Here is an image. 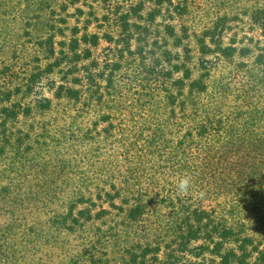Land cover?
<instances>
[{"label": "rangeland", "instance_id": "obj_1", "mask_svg": "<svg viewBox=\"0 0 264 264\" xmlns=\"http://www.w3.org/2000/svg\"><path fill=\"white\" fill-rule=\"evenodd\" d=\"M217 241L264 264V0H0V264Z\"/></svg>", "mask_w": 264, "mask_h": 264}, {"label": "trees", "instance_id": "obj_2", "mask_svg": "<svg viewBox=\"0 0 264 264\" xmlns=\"http://www.w3.org/2000/svg\"><path fill=\"white\" fill-rule=\"evenodd\" d=\"M197 83H200V81L199 80L193 81L194 86H196ZM203 136H201V137H203ZM203 140H204V145L206 146L207 145L206 138ZM204 145H202L199 142H196V146H200V149L203 148V150H204ZM197 212H195V213H197ZM103 213H105V212H103ZM195 213H192V211L190 212V214H193L196 217V218L193 217V219H194L193 221L197 224L195 226V229H194L195 230L194 235L191 238H195L198 235L200 229H202L204 227V225L201 224V222L204 218L202 216L205 215L207 217H211V215L209 213H207L206 211H203V210L199 211L198 214H195ZM180 230H184V227H182ZM188 230L192 231L193 226L189 224ZM215 232L218 233V236H220L222 238L230 237L232 234V230L230 228H225V227H221ZM181 243L182 242H180L179 245H181ZM220 244L221 243L218 241L214 242V251H216L215 255L219 258V261L217 262V264H249V262L246 260V255H245L246 252L244 250V246H241V245L238 246L237 252L232 250V249L228 250L227 252H221V249L223 246H220ZM182 245H184V244H182ZM238 251H240V253ZM122 264H139V263L135 259H128V260L122 262ZM188 264H202V263L193 261V262H189Z\"/></svg>", "mask_w": 264, "mask_h": 264}, {"label": "clouds", "instance_id": "obj_3", "mask_svg": "<svg viewBox=\"0 0 264 264\" xmlns=\"http://www.w3.org/2000/svg\"><path fill=\"white\" fill-rule=\"evenodd\" d=\"M192 178L190 176H182L177 179L176 188L178 194L187 195L192 187Z\"/></svg>", "mask_w": 264, "mask_h": 264}]
</instances>
